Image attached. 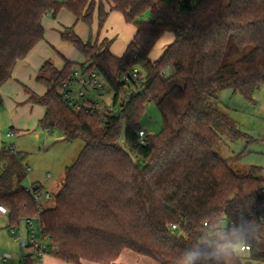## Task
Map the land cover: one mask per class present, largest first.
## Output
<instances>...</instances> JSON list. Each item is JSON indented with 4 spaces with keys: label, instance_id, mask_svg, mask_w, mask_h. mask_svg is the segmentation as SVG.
I'll return each instance as SVG.
<instances>
[{
    "label": "trees",
    "instance_id": "1",
    "mask_svg": "<svg viewBox=\"0 0 264 264\" xmlns=\"http://www.w3.org/2000/svg\"><path fill=\"white\" fill-rule=\"evenodd\" d=\"M63 6L89 25L96 15L98 30L111 10L135 25L120 56L107 39L83 40L72 28L63 32L88 69L99 71L120 111L104 119L69 106L61 89L76 63L62 69L50 60L41 65L37 80L46 91L31 94L45 107L41 127L58 128L63 140L81 137L85 144L66 166L50 207L23 183L25 154L0 148V203L9 210L10 225L38 217L49 252L75 264L115 263L125 248L155 264L264 261V168L240 171L239 154L224 158L217 152V128L233 122L213 103L222 88L232 86L253 100L264 85V0H0V85L43 38V16ZM168 31L173 41L151 60L149 52ZM231 38L252 48L223 63ZM133 66L147 74L143 93L131 94L122 80ZM149 101L161 112L162 128L142 142L139 119ZM244 243L249 250H241ZM29 247L24 264H37Z\"/></svg>",
    "mask_w": 264,
    "mask_h": 264
},
{
    "label": "rangeland",
    "instance_id": "2",
    "mask_svg": "<svg viewBox=\"0 0 264 264\" xmlns=\"http://www.w3.org/2000/svg\"><path fill=\"white\" fill-rule=\"evenodd\" d=\"M251 45L238 47L231 38L223 56L222 62L229 63L245 55ZM102 102H110L112 91L106 87L105 92L96 95ZM214 105L222 109L232 124L227 127H218L221 142L217 152L224 158L240 155L236 167L240 171H248L253 166L264 168V85L257 87L253 93V100L246 99L234 87L229 86L218 90L213 98ZM139 124L149 133H159L162 128V115L153 101L147 102L140 116ZM11 132L10 125L0 124V147L15 145L17 150L25 154L24 163L29 166L27 176L24 180L25 186L32 182L43 184L42 196L39 202L43 207H50L55 203V195L61 188L65 176V168L72 164L85 141L81 137L73 140H63V133L55 128L52 131H43L42 135L36 137L34 131H28L25 135L17 136ZM123 139V137H122ZM124 141V139H123ZM51 175V177H49ZM49 191L51 197L45 198V192ZM20 230H12L7 215H0V255L11 254L6 261L0 259V264H24L29 246H24L17 239L19 234L27 238L24 220L19 222ZM34 228L39 230L38 224ZM248 251H242L244 256ZM145 257V256H143ZM251 264H264V261L251 260ZM154 264L155 261L153 260ZM129 264H146L143 260H132Z\"/></svg>",
    "mask_w": 264,
    "mask_h": 264
},
{
    "label": "crops",
    "instance_id": "3",
    "mask_svg": "<svg viewBox=\"0 0 264 264\" xmlns=\"http://www.w3.org/2000/svg\"><path fill=\"white\" fill-rule=\"evenodd\" d=\"M144 17L147 18L146 15ZM42 24L44 28L43 38L31 48L25 57L17 60L11 77L0 85V124L10 125L11 132L7 133L8 136L15 133L20 137L28 131H34L36 137H39L43 131L49 132L40 125L45 107L34 102L31 94H43L46 91V85L37 80L38 71L46 60L53 62L59 69H62L68 61L74 63L84 61L81 51L63 36L65 30L72 28L83 40L91 39L94 42L96 39L99 41L107 39L110 41L111 52L118 56L124 53L136 33L135 25L128 22L123 13L118 10L109 12L100 30H98L96 15L93 23L89 25L84 20L78 19L65 6L61 7L55 14L44 15ZM173 39L174 33L164 32L149 52L148 57L151 60L157 59ZM11 146L14 150L19 151L14 144ZM0 215L8 216V214L3 213ZM20 228L21 224L19 223L18 230ZM10 256L12 257L11 254ZM135 259L143 260L146 264H154L151 257L139 254L129 248L123 249L115 263L110 264H129ZM43 264L75 263L49 253L45 256ZM82 264L102 263L84 259Z\"/></svg>",
    "mask_w": 264,
    "mask_h": 264
},
{
    "label": "built area",
    "instance_id": "4",
    "mask_svg": "<svg viewBox=\"0 0 264 264\" xmlns=\"http://www.w3.org/2000/svg\"><path fill=\"white\" fill-rule=\"evenodd\" d=\"M53 11H50L48 14H51ZM137 56V54H135ZM162 72H167L163 70ZM147 79V74L138 66H133L127 69L123 75L122 80L129 87L131 94L143 93L145 91V82ZM105 80L99 73L97 69L89 70L84 61L78 62L74 65L71 75L63 82L61 95L66 104L74 107L75 109L81 110L84 109L93 114H97L101 118H107L112 116L120 111V106L114 105L112 101L102 102L96 95L102 94L105 92ZM149 133L145 128H140L139 136L140 140L143 142L145 135ZM118 144L124 146L125 143L120 135L118 139ZM30 170L29 166L27 171ZM39 184L37 182H32L30 186H27L33 196L39 201V198L42 196L41 193L36 191V188ZM45 198H50L51 195L47 191L44 194ZM8 208L0 203V213L8 214ZM26 231L27 238H24L22 234L17 236V239L24 246H32L35 256L37 258V264H43V260L47 254H49V245L47 240L43 237L41 231V224L38 217H26L23 219ZM35 223L38 224L39 230L36 231L34 228ZM177 225H172V229H176ZM12 230H18V225H13ZM241 250H249L250 246L247 243L241 244ZM9 254L0 255V259L6 261L9 257Z\"/></svg>",
    "mask_w": 264,
    "mask_h": 264
}]
</instances>
